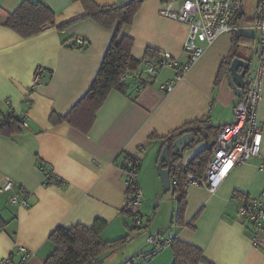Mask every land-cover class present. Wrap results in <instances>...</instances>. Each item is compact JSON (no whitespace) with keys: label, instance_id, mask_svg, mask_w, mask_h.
Wrapping results in <instances>:
<instances>
[{"label":"crops","instance_id":"1","mask_svg":"<svg viewBox=\"0 0 264 264\" xmlns=\"http://www.w3.org/2000/svg\"><path fill=\"white\" fill-rule=\"evenodd\" d=\"M23 1L0 0V110L6 112V101H10L12 110L28 119V127L14 139L0 135V189L12 180L20 196L28 195L30 205L16 207L10 202L11 193L0 192V217L6 222L5 227L0 226V262L11 255L17 260L19 248H25L32 255L30 264H45L54 252L49 237L57 228L92 227L101 220L107 224L103 241L131 239L104 256L103 264H136L140 251L147 255L146 264H174L170 246L153 254L150 247L145 248L148 234H161L168 240L176 237L193 245L211 264H264V233H256L250 221L239 218L238 208L245 200L236 197H259L264 190V83L258 109L263 129L261 154L234 168L213 194L203 186L188 185L183 227L171 225L177 202L171 191L164 193L157 170L162 140H147L152 134L165 137L188 123L209 118L215 127L203 142L183 153V164L186 167L204 150L213 152L220 128L234 121L233 110L240 99L227 75L215 85L230 52L232 34L224 33L208 45L170 94L160 90L173 75L169 69L155 80L147 77L149 84L142 89L131 84L127 94L112 91L90 132L83 134L67 123L53 126L49 119L52 113H69L87 93L112 32L84 20L62 32L47 27L37 36L23 39L2 26L6 14ZM30 1L46 3L55 12L58 25L84 14L82 5L73 0ZM93 1L109 6L129 0ZM179 8L180 2L143 0L133 25L126 29L134 40L132 55L136 59L144 60L147 49H154L186 62L189 26L161 14ZM79 38L86 41L85 46L73 48ZM38 67L46 70L44 82L32 90ZM135 162L140 164L136 181L145 221L136 232L144 233V239L133 238V218L124 213L128 199L124 168ZM46 173H53L60 185L47 184Z\"/></svg>","mask_w":264,"mask_h":264},{"label":"trees","instance_id":"2","mask_svg":"<svg viewBox=\"0 0 264 264\" xmlns=\"http://www.w3.org/2000/svg\"><path fill=\"white\" fill-rule=\"evenodd\" d=\"M73 1L79 2L82 5L84 14L66 23L58 25L56 23L55 12L46 3L24 0L14 12L6 14L7 20L2 26L12 30L23 39L37 36L47 27H55L58 31L62 32L72 25L84 20H92L105 30L112 32V39L106 50L101 67L87 93L69 113L63 116L52 113L49 119L53 126L67 123L81 133L88 134L94 125L97 112L104 105L109 94L112 91H118L123 94L128 93V89L131 87L132 83L123 82V76L137 71L142 67L144 61L152 60L154 57L158 56L160 52L154 49H147L144 60L142 61L136 59L132 55L134 40L126 33V29L133 25L134 18L139 12L143 0H129L122 5L109 6L98 5L93 0ZM249 23L245 13H242L241 16L234 21V24H239L241 26H246ZM242 45L253 50L256 45V37L243 33L232 34L231 49L228 56L221 64L216 78V87H218L225 76L228 75L232 61L236 57H241L239 56V51ZM72 47L76 49L80 48L74 47V45H72ZM244 59L252 64L251 60L247 58ZM248 76L249 75L246 77V87L249 83ZM23 122L24 118L18 116L14 111L7 110L6 112H2L0 110V135L14 139L21 135L22 129H24L21 127ZM214 127L215 125L211 123L210 119L205 118L188 123L165 137L152 134L147 139L148 142L162 140L159 154H161L166 145L170 146L171 192L174 200L177 202L176 215L172 218L173 220L171 222L172 226H185L184 216L187 207L186 188L188 186V178L191 175L197 180L202 179L205 174V168L212 156V150H204L185 167L183 164V153L203 142L205 140V134L207 133L209 135V132H211ZM187 133L193 134L195 140L183 153H179L174 148V141ZM126 160L129 161V163L131 162L129 157ZM132 166H136L137 168V177L140 164L135 162ZM164 167L166 168L167 166L164 165ZM126 170L127 167L124 168V171ZM55 179L60 185L61 181L56 177ZM139 192V186L137 181H135L131 186L127 187L126 194L129 197ZM236 197L243 198L245 201L249 200V198L242 197L239 194H236ZM124 213L131 216L125 211ZM198 216L199 214L194 218V221ZM5 225L6 222L0 217V226L5 227ZM106 226L107 224L104 221L96 220L92 227L76 225L69 229L63 227L57 228L49 237V242L54 245L55 249L45 264H103L104 256L120 250L131 241L129 237L112 242L103 241L101 235L106 229ZM190 228L194 229L193 226ZM141 229L140 227L133 228L131 226L130 232ZM168 241H170L169 246L174 255V264H211L206 260L203 252L199 248L182 242L176 237ZM140 253L142 252L140 251ZM151 254H153L152 251Z\"/></svg>","mask_w":264,"mask_h":264},{"label":"built area","instance_id":"3","mask_svg":"<svg viewBox=\"0 0 264 264\" xmlns=\"http://www.w3.org/2000/svg\"><path fill=\"white\" fill-rule=\"evenodd\" d=\"M180 2L179 11H163L164 17L189 26L188 38L184 44L187 60L179 62L169 53H160L152 60L144 61L137 71L123 76L122 81L134 84L142 89L151 80L157 79L164 69L173 71L172 77L160 85L164 94H170L177 83L182 81L190 68L204 55L208 45L215 42L224 33H242L244 27L253 26L257 31L256 45L253 48V63L248 73L249 83L245 86L244 95L234 107V121L220 128L213 148L212 156L205 168L204 177L200 180L189 176L188 185L203 186L209 193H215L230 173L238 165L250 161L261 154L263 129L258 118V109L262 100L264 83V0H258L255 20L246 26L234 24L236 18L244 12L245 0H171ZM246 16V14H245ZM84 39H76L74 47H84ZM46 70L38 67L33 75L32 90L43 84ZM11 102L6 101L9 111H13ZM21 127H28V119L24 118ZM264 169V165L262 166ZM136 166L130 165L125 171L126 185L131 186L136 181ZM46 182L58 186L59 183L52 173H46ZM2 193H11L10 202L20 208L29 207V197L20 196L15 183L7 180ZM142 196L139 192L129 196L124 211L133 218V228H143L145 221L140 214ZM238 216L252 223L256 233H264V190L259 197H253L242 203L238 208ZM161 234L150 235L147 245L153 253L160 252L169 246ZM143 259L138 264H145V254H139ZM31 253L25 248H19L17 260L11 255L1 260L0 264H30Z\"/></svg>","mask_w":264,"mask_h":264},{"label":"water","instance_id":"4","mask_svg":"<svg viewBox=\"0 0 264 264\" xmlns=\"http://www.w3.org/2000/svg\"><path fill=\"white\" fill-rule=\"evenodd\" d=\"M251 63L241 57H236L229 68L227 80L231 87L236 90L238 97L244 95V89L246 86V77L251 68ZM205 136H207L205 134ZM195 137L191 133L184 134L174 141V148L179 152L183 153L185 149L194 142ZM164 165L167 167L165 168ZM157 170L162 181L164 193L171 191V164H170V146L166 145L158 159Z\"/></svg>","mask_w":264,"mask_h":264},{"label":"rangeland","instance_id":"5","mask_svg":"<svg viewBox=\"0 0 264 264\" xmlns=\"http://www.w3.org/2000/svg\"><path fill=\"white\" fill-rule=\"evenodd\" d=\"M257 5H258V0H245V3H244V12L246 14V18L251 23L255 20V17L257 15ZM242 33L245 34V35L253 36V37L257 35V31H256L255 27H253V26L244 27L242 29ZM240 48L241 49L239 51V56H241L243 58H247V59L251 60L252 63H253V50L248 49L245 45H242ZM143 219H144V217H143ZM130 229H131V227H130ZM130 233H132V234H135L136 233V236H134L133 238H136V237H138V238L139 237H142L141 239L146 238V235H144V233H139V232H136V231H132ZM150 235L148 234L147 238ZM147 238H146V243L144 244V246H146L145 248H149V245H147ZM137 259H138V261L136 262V264L142 262V260H143L140 257V255L137 256Z\"/></svg>","mask_w":264,"mask_h":264},{"label":"bare ground","instance_id":"6","mask_svg":"<svg viewBox=\"0 0 264 264\" xmlns=\"http://www.w3.org/2000/svg\"><path fill=\"white\" fill-rule=\"evenodd\" d=\"M42 170H44V169H42ZM53 174V173H52Z\"/></svg>","mask_w":264,"mask_h":264}]
</instances>
